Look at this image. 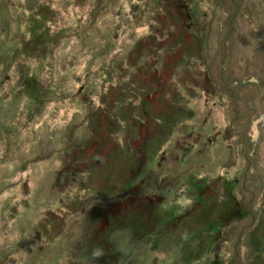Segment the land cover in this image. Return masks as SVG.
<instances>
[{
  "label": "rangeland",
  "instance_id": "374dc122",
  "mask_svg": "<svg viewBox=\"0 0 264 264\" xmlns=\"http://www.w3.org/2000/svg\"><path fill=\"white\" fill-rule=\"evenodd\" d=\"M142 177L130 259L104 222ZM98 249L264 264V0H0V264Z\"/></svg>",
  "mask_w": 264,
  "mask_h": 264
},
{
  "label": "flooded vegetation",
  "instance_id": "af4514ba",
  "mask_svg": "<svg viewBox=\"0 0 264 264\" xmlns=\"http://www.w3.org/2000/svg\"><path fill=\"white\" fill-rule=\"evenodd\" d=\"M70 164L69 167H73L72 166V162L76 161V159H70ZM154 163L156 166L160 165L159 161H155V159L152 160H146V162H144L143 166H146V168L149 166V164ZM138 168L143 169V167H139ZM152 174H155L157 172H151ZM133 176L137 175V172H132L131 173ZM148 179V177L146 178ZM145 182V178L142 177L139 181L134 182V180H127V182H123L122 184L119 183L116 185V192L113 194L112 197L118 196L119 199L115 200L113 203L115 204L113 206V209L111 211V213H109V218L110 220H105V224L110 226L113 232L109 233V235L112 236H117L121 233H123V230L125 229L126 233H128L129 237L134 238L135 234L138 235V233H133V226L134 224H136L138 222V219H140L141 217L139 216L140 214H142L141 212L144 213H151V211H153V207H155V205L157 204V201H161L162 203H164L166 201V197L165 196H161L158 195L156 196L151 190L152 187H147L144 190H141L139 188L140 183ZM133 182V183H132ZM150 183L149 179H148V184ZM160 190V189H159ZM155 191H157L155 189ZM134 206H136L134 208ZM147 211V212H146ZM148 213V214H149ZM157 221V224H161L163 225L165 222H162V219H158L155 218ZM137 220V221H136ZM136 221V222H135ZM161 222V223H160ZM154 224H156L155 222H153ZM156 226V225H150V229H152L154 232L157 229H161V227ZM165 225V224H164ZM142 226V225H141ZM142 228H144L142 226ZM145 230L148 231V226L146 228H144ZM147 233L146 231L143 232V235L145 236ZM108 235V236H109ZM163 233L159 234V237L162 238ZM160 240L159 238H157V240H155L156 242ZM180 241L178 240L176 242V244H178ZM187 244V243H185ZM185 246V245H184Z\"/></svg>",
  "mask_w": 264,
  "mask_h": 264
},
{
  "label": "trees",
  "instance_id": "16d2710c",
  "mask_svg": "<svg viewBox=\"0 0 264 264\" xmlns=\"http://www.w3.org/2000/svg\"><path fill=\"white\" fill-rule=\"evenodd\" d=\"M232 20H233V18L230 17L229 21H232ZM209 71H210V76H211V73L214 72V70H212L210 65H209ZM244 200L246 201V196H244ZM247 214L250 215V217H251L250 219H252L251 222H255L256 223V220H257V211H256V209H254V211H252V210H250V212L248 211ZM137 223H140V220H138ZM141 225H139V226H141ZM125 231L126 230L124 229L123 233L115 236V238H117L118 240L124 242L126 247L130 248L128 251L126 250V253H125L127 256L129 255L130 259H133L134 256L138 255L137 254L138 251H136L137 247H139V248L143 247L145 244L153 245V243H154V245H156V241L152 237H150V235H145L144 236L143 235L144 231H142V230H140L141 232H138V235L135 234L134 238L129 237L128 236L129 234L126 233ZM241 232H243V228H242ZM241 232H240V235H241ZM133 233H135V232L133 231ZM151 233H154V231L151 230ZM112 238H113V236H111V238L110 237L107 238L111 242V244L113 243L112 242ZM135 242L137 243L138 246L136 244L134 245ZM186 242H187V238H184V239L180 240V242L178 244H175V247L176 248L178 247V248L181 249L185 245ZM107 244H108V242H107ZM135 246H137V247H135ZM107 247L109 249V246H107ZM117 249H118V247H115L114 250H117ZM96 251L99 254H96L95 256L91 257L92 259H89L91 261L90 264H127V261L124 262V260H126V259L122 258L121 252L115 253V254H112V253L108 254V252H110V251L107 252V250H104V249L103 250L102 249H98ZM129 251H131L130 254H128ZM87 258H89L88 255H87ZM130 259L128 260L129 264L131 262Z\"/></svg>",
  "mask_w": 264,
  "mask_h": 264
}]
</instances>
